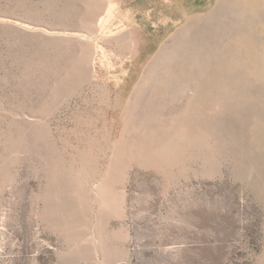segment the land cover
I'll return each instance as SVG.
<instances>
[{
    "label": "rangeland",
    "instance_id": "obj_1",
    "mask_svg": "<svg viewBox=\"0 0 264 264\" xmlns=\"http://www.w3.org/2000/svg\"><path fill=\"white\" fill-rule=\"evenodd\" d=\"M219 2L0 0V264H264V0Z\"/></svg>",
    "mask_w": 264,
    "mask_h": 264
},
{
    "label": "bare ground",
    "instance_id": "obj_2",
    "mask_svg": "<svg viewBox=\"0 0 264 264\" xmlns=\"http://www.w3.org/2000/svg\"><path fill=\"white\" fill-rule=\"evenodd\" d=\"M210 18H211V21L209 22V24H212L213 28L210 29V31L207 33L208 35L204 34V39H203V41L206 42L208 45H211V41L206 37L211 36L212 31L214 34V37L212 38L213 40L215 39V36H217V38L221 37V33H220V31H218L217 25H222L223 28H225L229 22L230 23H233V22L236 23L235 21H238V23L240 22V12L238 10V0H220L217 7L211 13ZM215 31H216V33H215ZM183 33L185 34L184 36H182V37H184L183 39H182V37H179V36L173 37L169 44L162 47L161 51L155 57L152 65H154L156 63L157 59H162V61L165 63L168 60L172 61L176 55L178 56L182 52V49L184 50L186 55H189V52L192 54V48L190 49V47H191V45L192 46L194 45V42L196 43V41L192 35V31L186 30ZM185 46H189V47H185ZM196 54H197V52H195L192 55H189L187 57L191 60V57L193 55H196ZM196 57L199 58L198 54L196 55ZM159 67L164 69L165 64H163V65L158 64V68ZM154 69H155V67L150 71L153 73L154 71H156Z\"/></svg>",
    "mask_w": 264,
    "mask_h": 264
}]
</instances>
